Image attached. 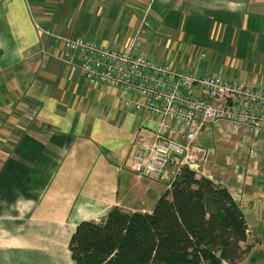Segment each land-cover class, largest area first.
I'll return each instance as SVG.
<instances>
[{
  "label": "crops",
  "instance_id": "0c3cea01",
  "mask_svg": "<svg viewBox=\"0 0 264 264\" xmlns=\"http://www.w3.org/2000/svg\"><path fill=\"white\" fill-rule=\"evenodd\" d=\"M102 2L110 12L95 27L105 20L136 27L139 6L150 5L169 42L221 53L230 73L216 72L215 63L201 72L264 88V0ZM78 5L0 0V264H75L68 244L79 221L100 220L115 206L150 211L177 169L172 157L161 176L135 175L139 143L160 120L136 95L85 78L55 42L53 33L75 38L93 23L91 7L88 17ZM130 34L117 42L127 44ZM150 52L143 51L156 59ZM248 136L197 141L211 151L207 176L231 192L248 222L254 245L237 264L264 258V145L252 155Z\"/></svg>",
  "mask_w": 264,
  "mask_h": 264
},
{
  "label": "built area",
  "instance_id": "2783aa9c",
  "mask_svg": "<svg viewBox=\"0 0 264 264\" xmlns=\"http://www.w3.org/2000/svg\"><path fill=\"white\" fill-rule=\"evenodd\" d=\"M56 40L80 57L82 73L143 99L150 115L160 120L156 133L145 134L139 143L132 165L139 177L161 176L173 155L179 157V167L204 174L211 151L197 140L216 131L230 139L244 129L252 139V155L264 145V88L248 80L158 65L141 53L137 41L118 48L61 36Z\"/></svg>",
  "mask_w": 264,
  "mask_h": 264
},
{
  "label": "trees",
  "instance_id": "16d2710c",
  "mask_svg": "<svg viewBox=\"0 0 264 264\" xmlns=\"http://www.w3.org/2000/svg\"><path fill=\"white\" fill-rule=\"evenodd\" d=\"M243 210L224 186L181 166L150 211L111 208L79 221L75 264H237L250 253Z\"/></svg>",
  "mask_w": 264,
  "mask_h": 264
},
{
  "label": "rangeland",
  "instance_id": "374dc122",
  "mask_svg": "<svg viewBox=\"0 0 264 264\" xmlns=\"http://www.w3.org/2000/svg\"><path fill=\"white\" fill-rule=\"evenodd\" d=\"M100 2H101V0H77V7H79L78 4H80V13H82V11H85L87 14L86 16H88V17L90 16L89 15V9L91 7V11H92L91 17H92L93 23L91 24V26H89V28L85 32L81 33L80 36H76L75 38L69 37L68 35H64L61 33H56V32L53 33L55 35V37L61 36V38H64V39L69 38V40L83 39L86 41L94 42V43H96L100 46H103V47H115V46H117L118 48H123V43L121 44L117 41L122 40L123 38L126 37V35H128L130 33H131L130 36H132L138 31L137 34H135L127 43H130L133 41L139 42V48H140V51L142 54H144L143 51L145 52V50L147 51L148 49H151L150 53H152V55L156 59H154L152 57H150V58L153 59L154 61H156L158 65L159 64H169L174 69H185V70L192 69L193 70L194 68H196L200 71L206 72V70H203V64L215 63V67H216L215 71L216 72H222L225 74L230 73L228 68L220 67V65H223V64H221V60H223L225 58V56L222 55L221 53H214V51H211L210 49L202 48V47H197L193 51L191 46L188 44H185L184 42H179V43L174 42V41L169 42L170 40L168 41L164 36L161 35L160 31H161V29H163L162 28L163 25L161 23L157 22V20H155V15H153V12H152L153 10H152V7L150 8V5L149 6L148 5H140L139 6V8H140V15H139L140 19H139L136 27L133 25H131L130 27H124V25L126 23L119 24L118 20H115L114 22H107L105 20L104 24H100V25L95 27V22H97L98 19H105L106 16L110 12V7H111L110 4H109V6L107 5L108 7L106 8L105 5L103 4V2L102 3H100ZM126 2H129V0H123V3L125 5H126ZM142 4H149V3H142ZM97 9H100V13L98 12V14L96 12ZM122 11H123V14L126 15L127 11H124V10H122ZM155 23H157V24H155ZM173 34L174 33L172 32V35ZM54 35H52V37H54ZM165 35H167V34L165 33ZM55 37H54V39H55ZM139 37H141V40ZM105 38H107V39L112 38V40H115L116 43H119V44H116V45L102 44L103 43L102 40L104 41ZM55 42H57V41H55ZM60 44L64 48L63 44L62 43H60ZM64 49H65V53H67V55L72 56L71 53L66 48H64ZM192 52H196V53L191 54ZM74 57H75L74 59H76V61H77V67L80 71V68H79L80 67V57L79 56H74ZM80 73L85 78L89 79L90 81H95V82H98V83H101V84L107 86L106 84H104L103 82H101L99 80L88 77L86 74L82 73L81 71H80ZM241 74L247 75L248 71L246 73L243 71V72H241ZM237 77H241V76L238 75ZM233 79H237V78H233ZM111 88L120 89L117 87H111ZM120 90H122V89H120ZM243 130L244 129H241L240 131H243ZM155 133H156V131H155ZM245 133H247V132L245 131ZM219 134H222V133L220 131H216V133H213L211 136L202 137V138H214L216 135H219ZM197 144H198V142H197ZM138 151H139V147H138V150L136 151V153L134 155V158H135ZM172 157H175L176 161H178L177 163H179V157H177L175 155H173ZM172 157H171V159H172ZM171 159H170V161H171ZM133 161H134V159H133ZM168 164H167V167H168ZM206 166H207V164H206ZM167 167H166V169H167ZM178 168H179V164H177V169ZM135 175L138 176V174H135ZM198 175H203V176L208 177L207 172H205L204 174H198ZM131 179L133 182H136V179L134 177H131L130 180ZM125 183L126 182H124V184ZM214 183H216L219 186H222L215 181H214ZM242 264H254V260L247 259ZM256 264H264V258L261 261L259 260L258 262H256Z\"/></svg>",
  "mask_w": 264,
  "mask_h": 264
}]
</instances>
